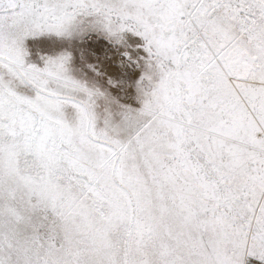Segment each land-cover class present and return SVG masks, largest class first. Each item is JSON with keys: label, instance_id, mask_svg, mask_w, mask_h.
<instances>
[{"label": "rangeland", "instance_id": "1", "mask_svg": "<svg viewBox=\"0 0 264 264\" xmlns=\"http://www.w3.org/2000/svg\"><path fill=\"white\" fill-rule=\"evenodd\" d=\"M21 1L0 0V14ZM173 1V15L169 0L35 6L41 25L71 20L68 36L36 33L37 17L0 23V51L25 53H0V264H264V183L253 195L228 167V140L203 124L213 112L253 121L256 143H237L264 175V0ZM216 17L227 40L208 28ZM59 58L65 71L48 84L59 93L19 74L56 73ZM38 94L68 99L67 121L85 107L78 132L65 137L23 98Z\"/></svg>", "mask_w": 264, "mask_h": 264}, {"label": "bare ground", "instance_id": "2", "mask_svg": "<svg viewBox=\"0 0 264 264\" xmlns=\"http://www.w3.org/2000/svg\"><path fill=\"white\" fill-rule=\"evenodd\" d=\"M40 3L43 5V9L45 7H50L51 0H42L40 2L39 0L34 1H21V4L19 6V9H15L14 5L10 4L9 6L12 7V13L10 12H4L3 14H0V23L4 24L8 21L9 17L13 18V22H16L23 18L31 19V17H37L35 21H37V25L35 28L36 33L40 34H55V35H71L74 32L75 26L71 27V20H68L65 24H60L59 21H55L52 25H41L39 22V19L44 16V12L41 14H37L35 10V6H40ZM175 1L169 0V4L167 7V13L168 15H173V12L176 10ZM13 15V16H12ZM216 23L209 26V29H215L219 32V34L222 35L223 39H228L229 35L227 31L223 28V25L221 23V19L216 17L215 19ZM150 25L144 26L145 32H149ZM208 29V30H209ZM207 31V28L205 29ZM210 32V30H209ZM225 40V41H226ZM165 45H169V39H167L164 42ZM2 46H0V49ZM4 55L5 58L11 59L17 63L18 61L22 62L24 60L25 53L19 49L15 48L13 51L7 50L5 52H1ZM14 53V54H13ZM208 53V52H207ZM14 55V56H13ZM222 56V55H221ZM65 59L59 58L55 61V64L58 66V72L53 73L50 66H46L44 68H41L37 65L30 64L28 68L22 69L19 74L25 75L28 79H32L34 73H38L43 78L42 86L45 87V89L50 90L55 93L60 92V85L57 84L56 88L50 89L49 87V81L50 79H60L62 78L61 72L65 71V68L63 66ZM210 64V63H209ZM216 66V62L212 64ZM211 65V66H212ZM183 65L181 66V68ZM66 80V83L71 87H79L81 86V83L69 76L67 73L63 76ZM180 75L176 74L173 75L168 82V86L170 90L176 95L181 96V81H180ZM166 94V92H165ZM23 98L30 102V105L33 109L39 110L42 112L47 119H52V123L55 126V129L57 132L62 133L65 137H69L72 133H76L79 130V123L82 121L86 116H88L89 112L88 110L81 106L80 104L73 103V107L76 109V120L71 122L67 121L64 118L63 111L64 108L71 104V102L67 100H61L58 96L54 95H41L38 94L35 98H30L27 95H23ZM189 100V99H188ZM199 101H201V98H199ZM0 110L4 115H8L10 113L9 106H6L2 103L0 99ZM94 115L91 114L92 121L94 119ZM205 123L204 126L208 129H210L212 132L217 133L219 135H222L228 142H223L224 146L227 148L228 152V159H229V166L232 171L237 174H239L242 178L248 179V184L251 193L253 195L257 194V183H264V175L263 176H257V174H253L249 169V160L251 156H253V152L249 149L243 148L240 144L237 143V141L242 140L246 137H248L252 143H256V138L253 135V129H255L256 125L253 121H245L242 115L241 111H237L234 113H231L227 118H223L221 116V113L213 112L212 114H206L204 116ZM51 123V122H50ZM49 123V124H50ZM90 130H94L93 125L90 126ZM14 149V148H13ZM5 163H10L13 169H16L15 165V151L12 150L7 157L5 158ZM122 171H129L128 166H124L122 168ZM264 173V172H263ZM245 178V179H246ZM261 184V185H262ZM138 190L137 187H130V191L133 193H136ZM264 208V207H263ZM237 245L241 247L243 245V242L241 240L236 241ZM221 260L223 263H226V259L224 257H221Z\"/></svg>", "mask_w": 264, "mask_h": 264}]
</instances>
